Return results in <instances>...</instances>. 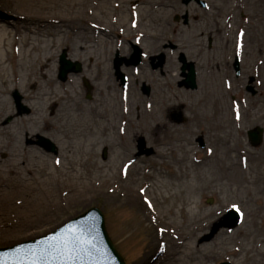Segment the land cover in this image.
I'll return each instance as SVG.
<instances>
[{
    "label": "rangeland",
    "instance_id": "1",
    "mask_svg": "<svg viewBox=\"0 0 264 264\" xmlns=\"http://www.w3.org/2000/svg\"><path fill=\"white\" fill-rule=\"evenodd\" d=\"M73 1H37L46 4L51 25L40 24L45 29L37 26L42 36L48 35L53 58L50 62L42 59L35 76L29 82L24 80L23 86L12 85L4 98L6 107L0 110V248L43 236L88 210L99 208L126 264H264V142L255 148L248 140L249 130L264 128V93L248 97L249 105L243 108L240 122L234 120L230 103L216 116L212 104H205L210 108L201 112L205 119L199 129L191 123L169 124L158 135L150 126L151 117L142 118L143 105H137L132 98V117L124 115L121 89L110 71L116 48L127 49L138 35L132 26L140 25L139 32L152 35L145 39L149 48L172 42L194 49L209 39L225 41V18L237 10L228 29L234 36L239 28L247 29L246 66L253 73L254 63L264 60L263 0L258 5V0H245L239 9L234 0H201L208 4L206 10L196 1L187 6L186 0H109V4L107 0H90L82 20L77 16L83 14L70 9ZM80 1H76V8ZM7 4L0 0V17L7 18V24L0 25L12 31L6 50L10 51L18 75L22 37L37 27L25 18L16 19L15 11H9ZM35 5L24 11L35 14ZM186 13L190 18L188 25L175 21L176 16ZM158 16L162 23H157ZM34 36H29L25 51ZM258 42L263 45L260 52ZM64 49L70 60L84 67L81 74H71L63 83L58 80V73ZM48 65L52 66L51 72ZM8 74L11 76L10 68ZM49 77L56 81L51 91H67L65 96L70 97L64 98L66 105L61 107L58 103L40 109L30 106L32 101L41 105L42 101L37 100L41 99L37 94L38 78L44 81ZM74 78L77 82L73 84ZM85 80L93 88L90 99ZM15 91L22 96V104L32 110L31 114L3 125L16 114L12 98ZM215 94L216 98L220 95ZM74 100H80L92 111H76L72 108ZM37 118L40 119L36 121ZM96 118L100 129L95 130ZM23 120L29 122L20 126ZM123 120L128 124H123ZM135 130L139 133L135 134ZM94 132L98 136L94 137ZM37 134L57 145V155L28 143ZM201 135L213 154L197 147L196 139ZM164 137L167 139L161 143ZM140 138L146 140L147 147H154L155 155L135 157ZM104 148H108L106 160L102 158ZM196 153L203 158L198 165L194 161ZM164 181L175 188L167 192L162 187ZM174 192L175 198L167 200ZM189 194L192 198L188 202ZM186 203L192 211L188 215L182 214ZM230 209L242 212L240 226L221 229L209 238L216 226H222V216ZM155 216L163 221L158 222ZM166 253L168 257H164Z\"/></svg>",
    "mask_w": 264,
    "mask_h": 264
},
{
    "label": "flooded vegetation",
    "instance_id": "2",
    "mask_svg": "<svg viewBox=\"0 0 264 264\" xmlns=\"http://www.w3.org/2000/svg\"><path fill=\"white\" fill-rule=\"evenodd\" d=\"M218 42L209 39L206 44L202 42L194 49L172 42L149 49L141 47L143 56L140 63L121 68L124 74L135 69L138 74L130 75L125 87L116 76L115 82L121 91L128 89L133 102L143 105L144 118L151 117L154 126H150L155 130L167 129L169 124L180 126L186 123L199 129L205 119L201 117V112L210 108L206 107L207 104H212L216 116L227 109V103L231 105L230 112L233 111V101H237L243 119L242 110L248 107V97L264 93V67L257 60L252 67L253 73L248 70L247 42L243 54L238 55L236 36L232 33L225 41ZM134 44L130 42L128 53L122 54L126 60H130V55L134 53ZM262 47V43L258 42V51ZM193 79L195 87L191 85ZM215 91L218 95L220 93L218 98L214 97ZM134 92L136 95H133ZM207 98L210 102H206ZM155 133L159 135L160 132ZM200 140L206 146L203 135L196 139V145L201 146Z\"/></svg>",
    "mask_w": 264,
    "mask_h": 264
},
{
    "label": "water",
    "instance_id": "3",
    "mask_svg": "<svg viewBox=\"0 0 264 264\" xmlns=\"http://www.w3.org/2000/svg\"><path fill=\"white\" fill-rule=\"evenodd\" d=\"M60 60V80L66 81L69 73H80L82 71L80 63H73L67 59L66 50L61 55ZM13 97L17 105V116L30 114V109L21 104L22 97L19 93L15 92ZM13 118L10 117L4 124H8ZM250 138L254 145H259L262 141V130L257 129L254 132H250ZM38 139L36 142L38 145L45 148L48 152L57 153L55 144L49 139L40 135ZM103 157L106 158V152H104ZM238 221V215L229 212L225 217V221L222 222V226H216L209 238H212L221 227L235 228L238 225ZM72 234H75L81 243L85 245L84 250L75 258L56 256L54 255V250H49V245L53 242L58 245L59 241L70 239ZM0 264H125V261L118 253L107 233L101 210L94 208L45 237L38 238L35 241H26L8 248H0Z\"/></svg>",
    "mask_w": 264,
    "mask_h": 264
},
{
    "label": "bare ground",
    "instance_id": "4",
    "mask_svg": "<svg viewBox=\"0 0 264 264\" xmlns=\"http://www.w3.org/2000/svg\"><path fill=\"white\" fill-rule=\"evenodd\" d=\"M38 0H3L4 3H8L7 7L8 10H14L15 11V18L17 19L18 17L21 18H25L24 20H28L29 22H33V26L37 27V29L35 28V32H31L30 30H27L28 33H25L22 37L21 40V44L22 47L19 50V63H20V67H19V74L17 75V71L15 70L14 66L12 65V57H10V51L6 50V47L8 46V42L9 40H11L12 38V31H9L8 28L6 27V25H0V110L5 109L6 107V103H5V96L6 94L9 92L10 88L12 87V85L14 86V84H18L23 86L24 84V80L29 82L32 76H35V74L37 73L36 67L38 65V63L40 61H42V59H45L47 62H50L53 58V54H52V43L50 40H48V35L42 36L39 31H38V26L39 25L41 28L45 29V26L40 25V24H50L48 22V15L47 13H45V3L39 4L37 2ZM76 1L79 0H75L73 2H71V10H78V14L80 13L81 16H77L78 20H82L84 19V15H85V9L87 8V5H89L90 0H81L79 2V8H76V6L78 5V3ZM120 2H125V1H129V0H119ZM31 2V4H30ZM235 2V7L241 8L242 5L244 4L245 0H234ZM264 2V0H263ZM107 4H109V0H107L106 2ZM35 4H39V5H35ZM256 4H260L259 0L258 3L256 2ZM33 5H35L37 7L36 9V13L35 14H30L27 13L26 11H24V8H31L33 7ZM78 7V6H77ZM161 7H165L164 4H162ZM159 8V7H157ZM27 10V9H26ZM44 10V12H43ZM196 12V10H194ZM38 12H42L37 14ZM233 12L237 13V10H233ZM137 13L139 14L138 10ZM158 14H160V12H157ZM20 14H25V17L20 16ZM140 15V14H139ZM162 15V14H161ZM140 18V17H139ZM164 19V18H163ZM7 18L5 17H0V23H6ZM161 22V17H157V23ZM7 24V23H6ZM27 24V23H25ZM49 28V26H47V29ZM50 28L54 29L53 26H51ZM57 28V27H56ZM51 29V30H52ZM35 35L32 38V45L29 48V50L25 51L26 49V43L28 42V40L30 39V35ZM50 36V35H49ZM14 37V35H13ZM42 37V39L40 38ZM44 37V38H43ZM47 65L43 66L46 67ZM11 69V76L8 74V69ZM48 71H52V66L48 65ZM36 72V73H35ZM77 78H74V80L72 81L73 84L74 82L76 83ZM38 81L40 83V91L37 93L38 96L41 99H37L39 101H42L41 105H38V103L36 102H31L30 106H35L37 107V109H40L41 107H47L49 105H56L58 103H60L59 105L61 107H64L66 104L63 103L64 98L70 97V96H65V92H67L65 89H63L61 92L58 91V93H54V91H51V88L54 84H56V81L52 78H47L44 81H41L40 78H38ZM25 88V87H23ZM28 99L31 98V95H27ZM8 104V103H7ZM217 104V103H215ZM84 105V106H83ZM77 109L76 111H88L90 109V111H92L91 108H87V105L82 104V102L80 100H74L73 101V107ZM79 113V112H78ZM85 113V112H84ZM97 113H94V116H97ZM40 118H37L36 121H38ZM28 120H23L20 123V126L25 125L26 123H28ZM96 129H100V120L98 118H96ZM99 124V125H98ZM162 124V123H161ZM100 131V130H98ZM155 132H160L163 133L162 129H157L154 130ZM139 131L135 130V134H138ZM94 137L98 136L97 132H94ZM167 138H162L160 139L161 143L163 141H166ZM159 140V139H158ZM94 143L96 142V140H93ZM83 144V142H80ZM93 143V142H92ZM166 184L163 185L162 183V187H166L167 192H170L171 190H173V188H175V185L168 183L167 181H164ZM171 187V188H170ZM176 196V193H172L168 196L167 200H172L174 199ZM189 201H191L190 198L191 194H189ZM189 203H186V208L182 210V214H191L192 211L191 209H189ZM154 208V209H153ZM153 210H155V206L153 205ZM207 216L209 217L210 215L207 214ZM206 216V217H207ZM155 219L159 222V221H163L162 218L160 216H155ZM168 238V236H166ZM164 257H168L167 253L165 254Z\"/></svg>",
    "mask_w": 264,
    "mask_h": 264
},
{
    "label": "snow or ice",
    "instance_id": "5",
    "mask_svg": "<svg viewBox=\"0 0 264 264\" xmlns=\"http://www.w3.org/2000/svg\"><path fill=\"white\" fill-rule=\"evenodd\" d=\"M84 248L85 245L81 243L75 234H72L71 238L68 240L59 241L58 245L56 242H53L51 245H49V250H54V255L68 256L73 258L79 255L84 250Z\"/></svg>",
    "mask_w": 264,
    "mask_h": 264
}]
</instances>
